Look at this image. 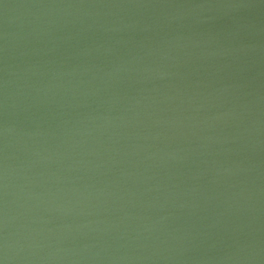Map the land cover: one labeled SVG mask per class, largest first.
Instances as JSON below:
<instances>
[{"label":"water","instance_id":"water-1","mask_svg":"<svg viewBox=\"0 0 264 264\" xmlns=\"http://www.w3.org/2000/svg\"><path fill=\"white\" fill-rule=\"evenodd\" d=\"M0 264H264V0H0Z\"/></svg>","mask_w":264,"mask_h":264}]
</instances>
